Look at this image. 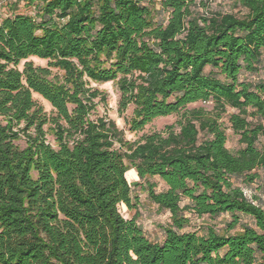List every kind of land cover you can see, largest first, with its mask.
<instances>
[{
  "label": "trees",
  "instance_id": "1",
  "mask_svg": "<svg viewBox=\"0 0 264 264\" xmlns=\"http://www.w3.org/2000/svg\"><path fill=\"white\" fill-rule=\"evenodd\" d=\"M28 3L36 15L0 21V264H264V206L236 184L264 167V82L241 79L263 64L264 0H237L242 15L204 0ZM107 82L119 112L133 107L132 131L177 121L126 139L97 115L106 95L93 84ZM227 105L237 152L220 122ZM133 186L170 212L161 241L121 212L139 205ZM187 212L223 226L182 231Z\"/></svg>",
  "mask_w": 264,
  "mask_h": 264
},
{
  "label": "rangeland",
  "instance_id": "2",
  "mask_svg": "<svg viewBox=\"0 0 264 264\" xmlns=\"http://www.w3.org/2000/svg\"><path fill=\"white\" fill-rule=\"evenodd\" d=\"M2 5L0 6V21L16 13H26L31 15H36L39 11V4L34 3L30 5L28 0H0ZM211 10L222 11V12H233L242 15L245 12L241 6L237 5V0H204ZM202 10L203 7L199 6ZM36 65L45 66L47 64L46 60H42L36 57L31 58ZM241 79H246L252 82H264V60L260 70L256 73L244 72L241 75ZM93 86L99 88L106 95V102H100L97 108V115H104L116 121L118 127L123 130L125 138L131 141L140 139L143 134L150 133L156 130H162L167 124H173L177 121V115L161 116L149 124L141 131H132L130 129V119L132 117L133 107L130 106L125 112H119V91L113 82H107L102 84H93ZM35 99L44 107L47 112L52 111V106L49 102L43 99L39 95L34 96ZM190 107H204L206 110H212L214 107L213 102H197L191 104ZM234 113H238V110L227 105L225 112H223L220 122L226 129L227 143L226 146L232 151L237 152L240 148L244 146L241 142V136L236 133L230 122V116ZM249 120L258 122V119L253 116L248 117ZM264 123V120H263ZM203 137V134H201ZM48 139L53 143V136H48ZM264 139L261 138L258 142V146L262 147ZM23 144V142H21ZM258 175L255 181L248 183L243 178L236 179V184L241 186L248 197L258 196L261 203L264 206V167H258L254 170ZM127 179L130 183L139 181L138 174L134 168L127 171ZM151 181L157 183L156 189L158 191L165 189V183L160 179V177L155 176L150 178ZM133 194L138 196V206L130 211L125 204L120 205L121 212L126 218H130L134 214H137L139 223L143 226L147 236L152 240L161 241L163 239L164 233L162 226L170 222V212L167 210L160 209L157 204L153 203L146 190H143L142 186H133ZM187 215L191 217V223L185 226L182 231L195 230L200 234H204L207 231V225L209 223H214L218 227L223 226L224 217L221 216L216 220H211L208 217L197 218L194 214L187 212ZM244 220L248 218L244 217Z\"/></svg>",
  "mask_w": 264,
  "mask_h": 264
},
{
  "label": "built area",
  "instance_id": "3",
  "mask_svg": "<svg viewBox=\"0 0 264 264\" xmlns=\"http://www.w3.org/2000/svg\"><path fill=\"white\" fill-rule=\"evenodd\" d=\"M2 5V2H0V6Z\"/></svg>",
  "mask_w": 264,
  "mask_h": 264
}]
</instances>
